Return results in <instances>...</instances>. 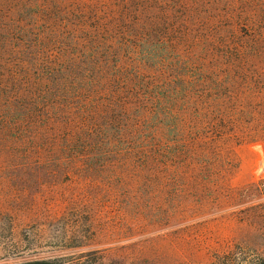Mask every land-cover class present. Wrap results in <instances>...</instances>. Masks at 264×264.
Segmentation results:
<instances>
[{"label": "rangeland", "instance_id": "rangeland-1", "mask_svg": "<svg viewBox=\"0 0 264 264\" xmlns=\"http://www.w3.org/2000/svg\"><path fill=\"white\" fill-rule=\"evenodd\" d=\"M263 117L264 0H0V264H264Z\"/></svg>", "mask_w": 264, "mask_h": 264}, {"label": "trees", "instance_id": "trees-1", "mask_svg": "<svg viewBox=\"0 0 264 264\" xmlns=\"http://www.w3.org/2000/svg\"><path fill=\"white\" fill-rule=\"evenodd\" d=\"M234 107H236V106H234ZM245 108H246L245 106L239 105L237 108H230L229 110L227 109L226 112L229 111L228 116L230 114L233 115V117L230 118V121L229 122H231V120H233V121H235V122H233L235 124L237 122L236 121L237 118H239L240 116H244L245 115ZM219 112L217 111V114H222L223 113V110L220 109ZM243 112H244V114H243ZM216 116H217L216 118H221V120H223L225 115L223 114L222 116H219V115H216ZM242 119H243V117H242ZM236 124L238 126V123H236ZM261 124H263V125H261L260 127H257V129H255V130H260V129H262V130L261 131L254 132L253 134L256 136V139L255 140H259V139H257V137H259V138H261V140L264 141V117L261 120ZM238 128L239 129H243V126L242 125H239ZM216 132L218 133V131H216ZM217 133L215 134L214 137H211V138H213V139H211V141H214V138L217 137V136H219ZM207 138H208V133H205L203 131L200 135H197L196 138H193V141L200 143V141L202 139L207 140ZM171 149H173V148H171ZM24 264H55V263L54 262H49V261H34V262H27V263H24Z\"/></svg>", "mask_w": 264, "mask_h": 264}]
</instances>
